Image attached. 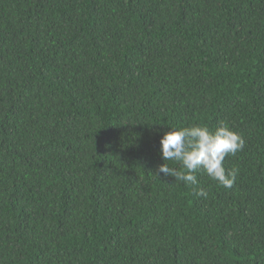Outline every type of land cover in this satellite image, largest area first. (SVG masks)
I'll return each mask as SVG.
<instances>
[{"label":"trees","instance_id":"16d2710c","mask_svg":"<svg viewBox=\"0 0 264 264\" xmlns=\"http://www.w3.org/2000/svg\"><path fill=\"white\" fill-rule=\"evenodd\" d=\"M221 122L232 188L156 176ZM0 264H264V0H0Z\"/></svg>","mask_w":264,"mask_h":264},{"label":"clouds","instance_id":"9594fccd","mask_svg":"<svg viewBox=\"0 0 264 264\" xmlns=\"http://www.w3.org/2000/svg\"><path fill=\"white\" fill-rule=\"evenodd\" d=\"M159 144L164 163L158 165L156 176L174 177L191 187L194 195L206 198L208 192L199 186L197 173L203 171L218 185L232 188L237 173L226 171L224 160L243 150L245 140L221 122L214 130L202 124L168 127L160 136ZM168 161L178 164L179 168L170 166Z\"/></svg>","mask_w":264,"mask_h":264}]
</instances>
